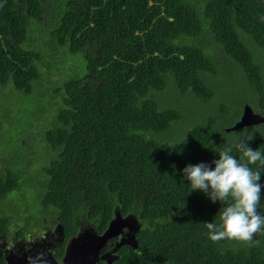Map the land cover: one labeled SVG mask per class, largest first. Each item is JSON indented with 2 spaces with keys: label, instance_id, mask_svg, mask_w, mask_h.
Segmentation results:
<instances>
[{
  "label": "trees",
  "instance_id": "1",
  "mask_svg": "<svg viewBox=\"0 0 264 264\" xmlns=\"http://www.w3.org/2000/svg\"><path fill=\"white\" fill-rule=\"evenodd\" d=\"M227 70L236 88L219 85ZM216 99L214 115L183 117ZM245 105L264 114V0H0V200L21 212L38 202L98 232L116 210L136 216L143 264H264V226L212 241L221 204L183 176L214 169ZM246 128L264 152V123Z\"/></svg>",
  "mask_w": 264,
  "mask_h": 264
},
{
  "label": "clouds",
  "instance_id": "2",
  "mask_svg": "<svg viewBox=\"0 0 264 264\" xmlns=\"http://www.w3.org/2000/svg\"><path fill=\"white\" fill-rule=\"evenodd\" d=\"M253 139L247 128L242 129L235 144L219 151V159L212 161L214 169L206 163L183 169L191 191L203 192L211 202L221 204L219 223H205L214 242H252L254 234L264 226V214L258 211L264 188L259 183L264 172V152L250 147ZM234 150L241 154L239 159L232 154ZM28 260L29 264H47V254L40 252Z\"/></svg>",
  "mask_w": 264,
  "mask_h": 264
},
{
  "label": "flooded vegetation",
  "instance_id": "3",
  "mask_svg": "<svg viewBox=\"0 0 264 264\" xmlns=\"http://www.w3.org/2000/svg\"><path fill=\"white\" fill-rule=\"evenodd\" d=\"M30 209L36 213L44 214L37 207H30ZM52 212L53 210L45 209V214L47 213L48 217L49 215L52 216ZM117 212L122 219L129 217L131 222L133 219L136 220L135 226L138 227V231L135 233V246L123 244L129 239L131 232L128 225L124 223L117 236L109 238L101 248H98L97 256L90 254L86 258L84 255L81 257L83 259L82 262L79 260L73 262L69 259L72 256H66V251L73 239L92 233L102 235L108 228L110 221L115 218ZM19 213L21 211L18 210L12 213L13 215L9 218L12 223L8 234L4 238H0V250L2 251L4 264H8L7 257H9L12 264H29L28 258L40 252L47 254V264H143L139 262L143 259V254L138 248L137 240V235L142 230L143 224L138 221L136 216L131 214L122 215L116 210L105 229L98 232L95 227L83 222H76L72 227H68L59 221L57 214L54 212L52 213L53 218L43 221V224L38 226L35 231L27 230L26 232H21L16 225ZM121 243L123 245L119 246ZM78 244H87V239L80 241ZM135 253H137V257L132 256ZM88 258L90 259L88 260Z\"/></svg>",
  "mask_w": 264,
  "mask_h": 264
},
{
  "label": "rangeland",
  "instance_id": "4",
  "mask_svg": "<svg viewBox=\"0 0 264 264\" xmlns=\"http://www.w3.org/2000/svg\"><path fill=\"white\" fill-rule=\"evenodd\" d=\"M48 52L49 51L46 50L45 53H48ZM46 58L50 60L49 56H46ZM50 62H53V61L50 60ZM227 71L228 72H226L220 79L223 83H221L219 85L222 86V88H224V89H229V86L236 88V86H233V85L240 81V77L238 75L234 74V72H232L231 70H227ZM171 99H172L173 103H175L177 105H182V103H183V98L180 97L175 92L171 93ZM218 105H219V100H217V99L211 105H207V106H203V104H201V103H197V105H195V106L191 105L190 109H185L183 111V117H186L187 115H194V116H196V119H194L193 121L199 120V122H201V115L203 113H205V116L207 117V114L205 111L209 112L210 115H214L215 109L218 108ZM252 108L254 111H256L257 113H259L261 116L264 117V114L262 112H260V111L258 112L257 110H255L254 107H252ZM241 113H242V110L240 108L239 115L235 116L232 120L227 121L226 127L223 128V131L226 132L227 128L234 126L238 122V120L241 116ZM189 122L190 121H188L186 124H188ZM183 130H184L183 128H180L176 132L177 135L182 134ZM177 135L175 134V136H177ZM6 152H7L6 149H0L1 155L5 154ZM30 184H31V181L24 188V190H28ZM34 204L35 203H32V205H34ZM36 207L39 209H42V207L38 204V202H36ZM0 208L4 211V213H3L4 216H9V218L13 215L12 213L14 211H17V210L21 211L20 207L18 205H15L10 200H0ZM51 215L52 216L49 215V217H48L47 213L46 214H39V213H36L30 209L29 212H21L18 214L16 225L21 230V232H26L27 230L35 231V229L38 226L43 224V221H47L48 218H53L52 213H51ZM16 230H17V228H16Z\"/></svg>",
  "mask_w": 264,
  "mask_h": 264
},
{
  "label": "water",
  "instance_id": "5",
  "mask_svg": "<svg viewBox=\"0 0 264 264\" xmlns=\"http://www.w3.org/2000/svg\"><path fill=\"white\" fill-rule=\"evenodd\" d=\"M262 123H264V117L254 111L250 105H245L238 122L234 126L227 128L226 132L238 131L240 129H244L250 126H256ZM130 222L131 220L129 219V217H125L124 219H122L120 214L117 212L115 218L110 221L108 228L102 235L92 233L84 235L83 237H77L73 239L66 251V256H72V258L69 259L73 262H77L78 260L82 262L83 259L81 257L84 255L86 256V258L90 254L92 256H97L98 248H101L109 238L117 236L120 229L124 226V223L128 225V227L131 229V232L129 234V239L123 244L135 246V233L138 231V227L135 226V219L132 220L131 224H129ZM85 239H87V244H78L80 241ZM123 244L121 243L119 246ZM89 259L90 258H88V260ZM7 263L12 264L9 257H7Z\"/></svg>",
  "mask_w": 264,
  "mask_h": 264
}]
</instances>
